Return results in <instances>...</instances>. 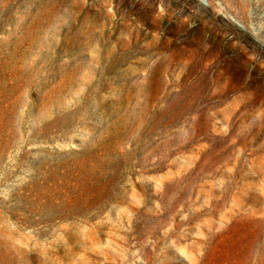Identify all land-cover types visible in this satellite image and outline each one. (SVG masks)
Returning <instances> with one entry per match:
<instances>
[{
  "label": "rangeland",
  "instance_id": "rangeland-1",
  "mask_svg": "<svg viewBox=\"0 0 264 264\" xmlns=\"http://www.w3.org/2000/svg\"><path fill=\"white\" fill-rule=\"evenodd\" d=\"M263 43L264 0H0V264H264Z\"/></svg>",
  "mask_w": 264,
  "mask_h": 264
},
{
  "label": "bare ground",
  "instance_id": "bare-ground-1",
  "mask_svg": "<svg viewBox=\"0 0 264 264\" xmlns=\"http://www.w3.org/2000/svg\"><path fill=\"white\" fill-rule=\"evenodd\" d=\"M262 42V41H261ZM264 44V43H263Z\"/></svg>",
  "mask_w": 264,
  "mask_h": 264
}]
</instances>
